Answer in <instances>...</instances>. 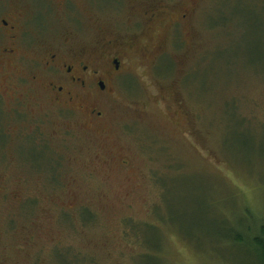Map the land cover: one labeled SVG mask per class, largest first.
<instances>
[{
	"label": "rangeland",
	"instance_id": "rangeland-1",
	"mask_svg": "<svg viewBox=\"0 0 264 264\" xmlns=\"http://www.w3.org/2000/svg\"><path fill=\"white\" fill-rule=\"evenodd\" d=\"M48 2V45L111 32L126 56L96 122L53 106L44 79L0 78V264H250L220 234L244 207L264 229V0ZM126 220L161 234L138 244Z\"/></svg>",
	"mask_w": 264,
	"mask_h": 264
},
{
	"label": "flooded vegetation",
	"instance_id": "flooded-vegetation-1",
	"mask_svg": "<svg viewBox=\"0 0 264 264\" xmlns=\"http://www.w3.org/2000/svg\"><path fill=\"white\" fill-rule=\"evenodd\" d=\"M48 1L59 8L71 3ZM48 1L41 0L35 8L29 1L0 0V78L44 79L43 89L53 106L68 113L80 111L86 120L96 122L110 84L121 73L125 52L111 32L90 50L48 45ZM153 12L150 21L162 13L158 8Z\"/></svg>",
	"mask_w": 264,
	"mask_h": 264
},
{
	"label": "trees",
	"instance_id": "trees-1",
	"mask_svg": "<svg viewBox=\"0 0 264 264\" xmlns=\"http://www.w3.org/2000/svg\"><path fill=\"white\" fill-rule=\"evenodd\" d=\"M4 133V132H3ZM7 141V139H5L4 143ZM262 185H264V181H261ZM25 200L22 201V203L19 205V209L21 210V216L25 217V216H29L26 213V208L24 207V203L26 201H32L34 199L32 198H24ZM33 207L34 210L36 208V200H34V202L30 203ZM34 213V211L31 213V215ZM87 214V220L83 221L81 218L82 223L86 224L88 222H95V214H93V212H91L89 209L87 208H81L78 211V217L79 214ZM62 216L65 218L70 219V215L69 213H65V212H61ZM60 214V215H61ZM248 211L245 209L244 207V212H243V216L240 219L238 225H236L235 227L233 226H226L225 228H223V233L220 234L223 239L226 242V246L229 250L232 251H247L248 253V258L250 259V264H264V229L262 228V226H259V228H257V231L253 228L251 221L249 219V217L247 216ZM59 215V216H60ZM157 220H158V224H160L161 226L163 224H167V222H169V220L171 221L170 218L165 219L164 217H161L159 215L156 216ZM256 219V218H255ZM10 221H12L10 223V227H8L7 223H6V227L7 230L9 232V230H14L15 227V222L13 219H10ZM257 222H259L260 220H257ZM125 226L126 228H128L130 230V237L132 238H136L135 242L139 244V239L135 236V233H137L139 228H146L149 230H153L156 231L158 234H161V226L160 225H151V224H142V223H136V222H132L130 220H126L125 221ZM264 226V225H263ZM186 240L187 238L184 237ZM163 249V244L160 247V249H158L157 251L154 252L155 256H158L157 254H160L162 252ZM59 251H57L58 253ZM38 254V253H37ZM48 254V251L44 254V252L42 251L40 254L36 255V257H41V255L45 256ZM138 258H144L146 257V255H144V252L139 253L136 255ZM69 257V256H68ZM80 254L77 253L76 255H71L68 259H69V263L70 264H79V258ZM38 258L36 259V262L34 261L33 264H39ZM47 258V257H46ZM46 264V263H45ZM90 264V263H89Z\"/></svg>",
	"mask_w": 264,
	"mask_h": 264
}]
</instances>
